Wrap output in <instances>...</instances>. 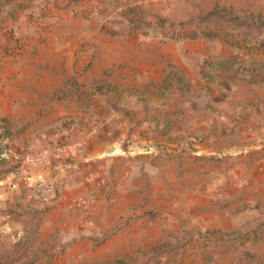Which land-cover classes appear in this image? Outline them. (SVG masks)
Masks as SVG:
<instances>
[{"label": "rangeland", "instance_id": "374dc122", "mask_svg": "<svg viewBox=\"0 0 264 264\" xmlns=\"http://www.w3.org/2000/svg\"><path fill=\"white\" fill-rule=\"evenodd\" d=\"M35 4L0 5L13 259L264 264V0Z\"/></svg>", "mask_w": 264, "mask_h": 264}, {"label": "crops", "instance_id": "0c3cea01", "mask_svg": "<svg viewBox=\"0 0 264 264\" xmlns=\"http://www.w3.org/2000/svg\"><path fill=\"white\" fill-rule=\"evenodd\" d=\"M41 2L42 0H13L7 5L6 11L8 9L13 11V8L16 9L19 6L21 9L17 15L12 12L11 16L5 17L6 22L18 24L23 18H26L29 22L34 23L36 16L30 13L36 8L37 4L35 3L44 6ZM26 13L28 15H22ZM40 17L42 18L41 15ZM6 183L0 182V264H6L17 255L18 240L22 235L28 214L25 212L24 197L20 198V188L17 187V184L14 186L15 188H11Z\"/></svg>", "mask_w": 264, "mask_h": 264}, {"label": "trees", "instance_id": "16d2710c", "mask_svg": "<svg viewBox=\"0 0 264 264\" xmlns=\"http://www.w3.org/2000/svg\"><path fill=\"white\" fill-rule=\"evenodd\" d=\"M13 0H2L0 5L1 6H7L9 5ZM28 233L26 228L23 229L22 235L20 237V239L18 240V248H22L24 249L25 247V242H26V238H28ZM24 251V250H23ZM17 258V257H16ZM12 259L9 262H7L6 264H31L35 261L36 258L32 259L31 256L28 258L26 257V254L22 253L20 255V257H18L17 259Z\"/></svg>", "mask_w": 264, "mask_h": 264}]
</instances>
